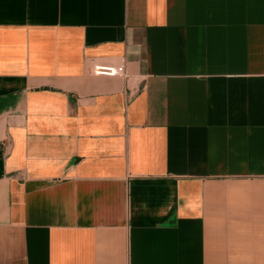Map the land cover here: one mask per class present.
I'll use <instances>...</instances> for the list:
<instances>
[{
    "label": "crops",
    "instance_id": "obj_1",
    "mask_svg": "<svg viewBox=\"0 0 264 264\" xmlns=\"http://www.w3.org/2000/svg\"><path fill=\"white\" fill-rule=\"evenodd\" d=\"M0 143V264H264V0H0Z\"/></svg>",
    "mask_w": 264,
    "mask_h": 264
},
{
    "label": "built area",
    "instance_id": "obj_2",
    "mask_svg": "<svg viewBox=\"0 0 264 264\" xmlns=\"http://www.w3.org/2000/svg\"><path fill=\"white\" fill-rule=\"evenodd\" d=\"M92 73L99 77L125 78L127 68L123 62H102L95 60L92 63ZM5 151V146L0 143V151Z\"/></svg>",
    "mask_w": 264,
    "mask_h": 264
},
{
    "label": "trees",
    "instance_id": "obj_3",
    "mask_svg": "<svg viewBox=\"0 0 264 264\" xmlns=\"http://www.w3.org/2000/svg\"><path fill=\"white\" fill-rule=\"evenodd\" d=\"M3 163H4V151H0V178L3 177Z\"/></svg>",
    "mask_w": 264,
    "mask_h": 264
}]
</instances>
